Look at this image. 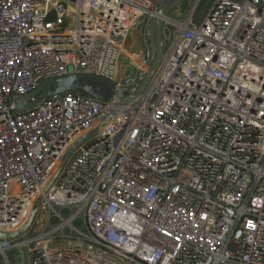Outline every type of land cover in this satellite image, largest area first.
Returning <instances> with one entry per match:
<instances>
[{
	"label": "built area",
	"instance_id": "built-area-1",
	"mask_svg": "<svg viewBox=\"0 0 264 264\" xmlns=\"http://www.w3.org/2000/svg\"><path fill=\"white\" fill-rule=\"evenodd\" d=\"M198 2L165 18L171 49L124 104L152 61L158 0H0V233L25 224L65 152L116 114L72 153L31 228L44 212L60 225L0 240V264L23 246L29 264H264V0H213L195 24ZM72 73L113 95L17 109L15 96ZM65 226L68 241L52 242Z\"/></svg>",
	"mask_w": 264,
	"mask_h": 264
},
{
	"label": "water",
	"instance_id": "water-1",
	"mask_svg": "<svg viewBox=\"0 0 264 264\" xmlns=\"http://www.w3.org/2000/svg\"><path fill=\"white\" fill-rule=\"evenodd\" d=\"M185 0H158L160 9L159 16L154 18L150 27V37L151 44L153 47V57L146 74H144L140 80L139 85L136 88L128 89V96L123 99L124 104H128L132 99L140 96L147 88L153 74L157 71L161 65L164 56H165V41H164V20L165 18L174 11L178 6H180ZM67 92H77L85 93L93 98L108 101L114 92V85L111 81L93 75L89 73H72L65 76L52 78L44 81L36 90L33 92L24 95V96H15L14 101L16 103L17 109L19 111H26L39 102L57 97L58 95L67 93ZM111 115L104 119L101 124L93 131L89 132L85 136L78 139L64 154L62 160L60 161L58 167L56 168L54 174L52 175L49 183L43 189L42 194L38 197L35 202L33 209L25 222V224L14 231L11 234L0 233V240H11L18 239L20 236L26 234L32 227L35 222L41 207L44 194L49 190L52 184L57 179L61 170L67 163L68 159L72 153L79 147L90 136L98 133L106 127V125L113 119L115 116ZM22 254V263L29 264V248L23 246L21 248Z\"/></svg>",
	"mask_w": 264,
	"mask_h": 264
},
{
	"label": "rangeland",
	"instance_id": "rangeland-1",
	"mask_svg": "<svg viewBox=\"0 0 264 264\" xmlns=\"http://www.w3.org/2000/svg\"><path fill=\"white\" fill-rule=\"evenodd\" d=\"M212 1L213 0H199V2L196 5V10H195V15H194L195 24H199L203 20L204 16L206 15V13L208 12L210 8ZM195 3H196V0H185L180 6L174 9V11L172 12V15H174L177 18H187L189 14L192 12V9ZM137 30H141L140 23L135 28V31ZM129 38L133 39V37H129ZM165 43H166V46H165V53H166L171 49L172 39L170 41H166L165 39ZM125 53L127 54V52ZM135 71L136 69L134 67L132 68V66L127 62L126 58L122 57L121 66L119 69V77H128L134 74ZM66 215H69V212H66L65 216ZM40 216L44 218L43 224L42 225L36 224L35 226H33V228H31V230L23 236L22 238L23 240L34 237L40 232H46L52 227L60 225L62 221L60 218L54 216L52 212H44V213H41ZM83 224L84 223L82 219H79L78 221L73 223V225L78 226L79 228H82V229L84 228ZM58 232L59 233L56 234L55 237L52 238V242L54 243L65 242L66 243L68 241V239L66 238V235H68L70 232L69 227L65 226L61 228ZM7 254L10 258L11 264H21L22 254H21L20 249L18 248L10 249L7 251Z\"/></svg>",
	"mask_w": 264,
	"mask_h": 264
},
{
	"label": "crops",
	"instance_id": "crops-1",
	"mask_svg": "<svg viewBox=\"0 0 264 264\" xmlns=\"http://www.w3.org/2000/svg\"><path fill=\"white\" fill-rule=\"evenodd\" d=\"M139 32H140V30L135 31V28H134L131 35H130V37H133V39L128 38V40L126 41L125 52H127L128 54L132 51H135V49L140 50L139 41H138ZM127 62H128V60H127Z\"/></svg>",
	"mask_w": 264,
	"mask_h": 264
},
{
	"label": "bare ground",
	"instance_id": "bare-ground-1",
	"mask_svg": "<svg viewBox=\"0 0 264 264\" xmlns=\"http://www.w3.org/2000/svg\"><path fill=\"white\" fill-rule=\"evenodd\" d=\"M137 52L139 51V50H136ZM137 60H138V58H137Z\"/></svg>",
	"mask_w": 264,
	"mask_h": 264
}]
</instances>
